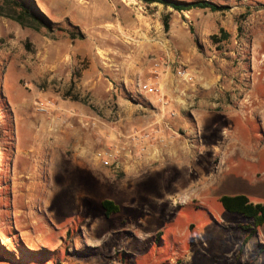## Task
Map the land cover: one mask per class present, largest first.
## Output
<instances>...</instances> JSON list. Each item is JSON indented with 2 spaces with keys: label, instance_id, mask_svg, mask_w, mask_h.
<instances>
[{
  "label": "rangeland",
  "instance_id": "obj_1",
  "mask_svg": "<svg viewBox=\"0 0 264 264\" xmlns=\"http://www.w3.org/2000/svg\"><path fill=\"white\" fill-rule=\"evenodd\" d=\"M14 1L0 264H264V225L244 243L254 221L220 202H264V0H18L43 21Z\"/></svg>",
  "mask_w": 264,
  "mask_h": 264
},
{
  "label": "trees",
  "instance_id": "obj_2",
  "mask_svg": "<svg viewBox=\"0 0 264 264\" xmlns=\"http://www.w3.org/2000/svg\"><path fill=\"white\" fill-rule=\"evenodd\" d=\"M146 3H154L158 2L165 6H172L176 10L186 11L191 10L193 8H210L213 11L223 10L226 6L218 5L214 2L208 0H194V1H183V0H142ZM18 6L22 8V19L33 18L34 21H43L44 18L37 17V14L31 10L30 7L26 6L24 3L15 0L14 1ZM36 19V20H35ZM165 28L168 30L170 28L169 18L165 17L164 19ZM222 31V38H219L216 34L212 35V39L214 43H218L220 41L228 39L230 34L226 32L224 29ZM220 202L222 206L229 212L240 213L244 216L251 218L254 221L255 229L252 230L251 234L245 239L244 243H247L251 236L257 233V228L264 225V202H254L250 199V197L246 194H224L220 197ZM102 207L104 208L105 214L107 216L112 215L113 213L120 211V206L112 199L106 198L102 201Z\"/></svg>",
  "mask_w": 264,
  "mask_h": 264
},
{
  "label": "built area",
  "instance_id": "obj_3",
  "mask_svg": "<svg viewBox=\"0 0 264 264\" xmlns=\"http://www.w3.org/2000/svg\"><path fill=\"white\" fill-rule=\"evenodd\" d=\"M180 73L183 74V75H185L186 72L183 70V71H181ZM187 75H188V74H187ZM144 88L147 89L148 91H155V90H156V88H154L153 86H151V85H149V84H146ZM39 109H40L41 111H44V110H46L47 108H45V107H43V106H40Z\"/></svg>",
  "mask_w": 264,
  "mask_h": 264
},
{
  "label": "crops",
  "instance_id": "obj_4",
  "mask_svg": "<svg viewBox=\"0 0 264 264\" xmlns=\"http://www.w3.org/2000/svg\"><path fill=\"white\" fill-rule=\"evenodd\" d=\"M261 108H263V109H264V102H262V103H261ZM261 116H263V117H264V113H262V114H261ZM262 119L264 120V118H262ZM247 159H248V158H247Z\"/></svg>",
  "mask_w": 264,
  "mask_h": 264
}]
</instances>
